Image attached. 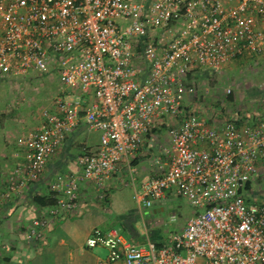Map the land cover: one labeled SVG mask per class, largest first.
<instances>
[{
    "label": "built area",
    "instance_id": "2783aa9c",
    "mask_svg": "<svg viewBox=\"0 0 264 264\" xmlns=\"http://www.w3.org/2000/svg\"><path fill=\"white\" fill-rule=\"evenodd\" d=\"M263 53L264 0H0V74L56 71L75 95L59 97L46 125L19 138L28 160L6 196L42 177L81 111L100 133L98 151L79 156L82 172L53 185L56 203L32 221L31 235L43 241L54 223L79 214L82 180L102 185L122 160L133 168L144 138L166 128L168 168L136 197L150 208L172 190L199 210L167 242L140 245L95 227L87 246L108 249L98 264H264V199L249 202L264 159V115L239 125L252 114L220 111L212 124L218 110L190 101L184 82L197 68L218 71Z\"/></svg>",
    "mask_w": 264,
    "mask_h": 264
},
{
    "label": "crops",
    "instance_id": "0c3cea01",
    "mask_svg": "<svg viewBox=\"0 0 264 264\" xmlns=\"http://www.w3.org/2000/svg\"><path fill=\"white\" fill-rule=\"evenodd\" d=\"M255 56L261 57L264 53L248 57ZM244 58L246 57L241 59ZM59 88L62 97L69 99L75 96L64 86ZM248 93L256 101L251 106L252 109L231 112L252 114L241 119L239 125L257 123L264 115V87H253ZM93 99L94 94L86 95L83 108ZM50 108L53 112L58 110L55 103ZM28 114L23 117L19 113L0 110V264H98L100 257L97 261H92V252L86 244L95 227L104 230L118 229L126 233H123L126 238L140 245H146L149 240L161 242L157 240V233L152 229L153 216L157 211L169 208L177 196L184 195L167 191L164 197L147 208L138 200L136 194L141 192L145 181L163 174L168 168L171 158L163 149V146L170 144V135L166 128H158L144 138L141 148L133 158V168L126 160H122L104 184L99 185L91 179L82 180L78 190L80 213L57 221L47 231L45 239L38 241L31 235L30 225L35 218L45 214L49 206L39 203L38 200L51 194L53 185L60 178L80 174L82 169L79 156L85 150L98 151L101 141L100 133L90 127L84 111H81L79 124L69 133L63 145L49 157L42 177L7 197L6 192L14 170L28 160L29 151L19 142V138L39 131L46 125L45 117L36 116L35 113ZM209 114L212 115V112ZM218 114L221 120H213L212 124L221 123L224 115ZM263 170L264 159L259 164V171ZM251 193L252 199L264 198V193L255 192L253 189ZM131 195L135 198V205L131 203ZM198 210L194 207L189 219ZM188 220L179 227L178 232L184 229ZM51 239L55 245L54 255L56 250H62L66 261L62 259V262L53 260L34 263L33 260L43 254Z\"/></svg>",
    "mask_w": 264,
    "mask_h": 264
},
{
    "label": "rangeland",
    "instance_id": "374dc122",
    "mask_svg": "<svg viewBox=\"0 0 264 264\" xmlns=\"http://www.w3.org/2000/svg\"><path fill=\"white\" fill-rule=\"evenodd\" d=\"M184 82L190 90V101L216 109L218 113L222 111L227 115L239 109L250 110L256 101L254 97L249 96V90L257 86L264 87V56L234 60L218 71L197 68L191 72V76L187 75L184 78ZM62 86L56 71L44 73L33 71L23 76L2 75L0 110L19 113L23 117H27L28 113L45 117V111L51 110L53 103L57 104L61 96L59 87ZM252 189L264 193V170L254 179ZM131 199L132 205H135V198L132 195ZM263 199H249V202L261 203ZM193 212L194 207L185 196H177L169 208L157 211L152 224L153 231L157 233V240L167 242L173 234L178 233L179 227ZM53 248L54 240L51 239L43 254L33 262L66 261L64 251L56 250L54 255ZM88 250L92 252L90 255L92 261H97L99 257L106 258L108 255V249L101 246Z\"/></svg>",
    "mask_w": 264,
    "mask_h": 264
},
{
    "label": "trees",
    "instance_id": "16d2710c",
    "mask_svg": "<svg viewBox=\"0 0 264 264\" xmlns=\"http://www.w3.org/2000/svg\"><path fill=\"white\" fill-rule=\"evenodd\" d=\"M189 76H191V73L188 74ZM248 187L251 188V183L248 184ZM39 203L43 204V205H53L56 203V197L54 196L53 193L47 195L45 198L41 197V199L38 200Z\"/></svg>",
    "mask_w": 264,
    "mask_h": 264
}]
</instances>
